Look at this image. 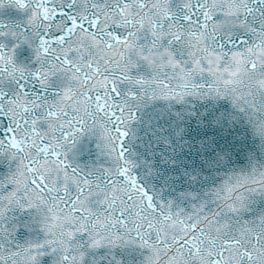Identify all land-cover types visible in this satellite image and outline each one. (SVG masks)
<instances>
[{
  "label": "snow or ice",
  "instance_id": "1",
  "mask_svg": "<svg viewBox=\"0 0 264 264\" xmlns=\"http://www.w3.org/2000/svg\"><path fill=\"white\" fill-rule=\"evenodd\" d=\"M0 264H264V0H0Z\"/></svg>",
  "mask_w": 264,
  "mask_h": 264
}]
</instances>
